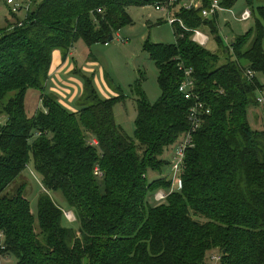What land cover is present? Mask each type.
Returning <instances> with one entry per match:
<instances>
[{
  "label": "trees",
  "instance_id": "trees-1",
  "mask_svg": "<svg viewBox=\"0 0 264 264\" xmlns=\"http://www.w3.org/2000/svg\"><path fill=\"white\" fill-rule=\"evenodd\" d=\"M38 1L32 0L24 19L11 14L0 29V234L8 259L206 264L217 251L219 264H264V130H252L248 122V109L259 107L256 96L264 93L258 79L264 76V5L244 0L253 27L231 50L219 36L218 16H201L211 0L197 10H179L182 26L172 25L173 44L144 45L157 69L160 97L150 105L136 90L132 140L113 117L121 94L101 99L87 79L71 112L47 93L52 54L58 51L65 61L79 40L87 47L106 44L132 24L131 7L166 0ZM237 1L220 5L232 8ZM193 29L209 34L218 51L192 42ZM183 70L191 71L194 93L210 113L193 133L180 185H174L170 172L161 174L171 169L166 150L174 151L190 133L191 102L178 92ZM29 90L39 93L42 104L30 117ZM30 160L43 187L36 216L25 197ZM149 174L159 178L149 181ZM160 191L166 197L157 202ZM56 193L77 229L64 224L65 212L50 197Z\"/></svg>",
  "mask_w": 264,
  "mask_h": 264
},
{
  "label": "rangeland",
  "instance_id": "rangeland-1",
  "mask_svg": "<svg viewBox=\"0 0 264 264\" xmlns=\"http://www.w3.org/2000/svg\"><path fill=\"white\" fill-rule=\"evenodd\" d=\"M18 4H23L24 9L16 14L19 19L26 16L25 8L27 5L24 0H14ZM40 1V0H39ZM38 1V2H39ZM7 0H0V29L6 26V21L10 19L12 14ZM257 6L258 1L254 0ZM250 10L246 8L244 0H238L230 10L233 14H240L241 11ZM177 10V9H176ZM178 12H175L173 16ZM129 15L133 21L131 25L124 27L118 33L113 35V40L106 44H96L87 47L82 41H77L73 49V57H67L62 73L55 64V56L60 54L54 51L52 54L51 72L57 71V77L60 75L62 80L58 78L51 79L52 84L47 86V93L56 97L58 103L66 108V110L75 112L79 106L78 99L82 95L84 81L90 79L93 87L101 99H109L121 94L123 100L117 103L113 109V117L115 124L119 126L128 137L134 140L135 119H136V90H139L150 105H154L159 97L160 92L157 85V69L150 60L148 54L144 51V45L165 44L171 45L175 42L172 26L166 23L165 15L157 12L153 6L142 8L131 7ZM176 18V17H175ZM217 24L221 32L220 38L227 39V43L231 45L238 37L243 36L250 28L253 27V19L244 23L234 22L228 14H221L218 17ZM177 19V18H176ZM219 22V23H218ZM226 22L230 24L227 27ZM209 51H218L213 38H210L207 46ZM54 55V56H53ZM59 64V63H57ZM55 73V72H54ZM259 82L264 83V76H258ZM39 93L35 90H29L25 97V106L27 116L34 114L36 109L42 107L41 101L38 99ZM248 122L252 130H264V113L256 106L248 109ZM5 118H0V125H3ZM164 154L168 162H172V147L166 150ZM170 172L169 167L163 169L161 176L165 177ZM26 181L25 197L29 201L30 211L36 216L37 199L42 193L43 187L40 178L34 171L32 160L29 161L26 171L23 173ZM159 178L156 174H149L148 179L155 180ZM20 180L16 181V186ZM11 195L13 191L8 189ZM12 196V195H11ZM53 200L57 202L59 207L66 214L75 220L73 213L69 211L65 201L59 193L50 194ZM68 211V212H67ZM65 225L72 229H77L76 221L65 222ZM219 253L212 252L208 254L206 264H219ZM5 264H16L14 257L10 256Z\"/></svg>",
  "mask_w": 264,
  "mask_h": 264
},
{
  "label": "built area",
  "instance_id": "built-area-1",
  "mask_svg": "<svg viewBox=\"0 0 264 264\" xmlns=\"http://www.w3.org/2000/svg\"><path fill=\"white\" fill-rule=\"evenodd\" d=\"M25 4H31L32 0H24ZM7 5L10 6V11L12 14L20 13L24 7L23 4H18L14 0H7ZM221 0H211L209 8L202 9L201 16L205 19L212 18L221 14H228L230 18L236 23L247 22L251 18V13L249 10H244L240 14H233L230 8H224L221 5ZM202 5V0H166L164 3L154 5V9L157 12L165 14L167 23L173 25L174 22H178L182 26L181 22L176 19L173 14L179 12V10H197L200 9ZM29 5L25 8L26 12L29 9ZM177 9V10H176ZM228 23V22H226ZM191 32V41L201 47H206L210 41V35L205 33L200 29H193ZM223 42L231 50V45L227 43V39L223 38ZM181 70V69H180ZM184 76L183 80L178 87V92L183 96L187 101L191 102V106L188 111V121L190 124V133L187 134L178 144L175 146L173 151V159L171 162L170 177L174 185H180L179 177L184 169V159L185 153L188 149L193 147V133H195L201 126L204 118L209 115V109L199 100V98L194 93V82L191 77L190 70H183ZM246 76L248 79L253 78L251 72H247ZM257 105L264 113V93L259 92L255 99ZM90 145H96L95 140H91ZM94 175L98 178L101 177V173L98 169H95ZM166 195L163 192H158L155 195V201L159 202L163 200ZM73 215V214H72ZM64 217L68 222H74L75 220L66 213ZM3 235L0 234V264H5L8 259L7 254H5V248L2 245Z\"/></svg>",
  "mask_w": 264,
  "mask_h": 264
},
{
  "label": "crops",
  "instance_id": "crops-1",
  "mask_svg": "<svg viewBox=\"0 0 264 264\" xmlns=\"http://www.w3.org/2000/svg\"><path fill=\"white\" fill-rule=\"evenodd\" d=\"M258 1V4L259 5H257V6H255L254 4V7H258V6H262V5H264V0H257ZM246 8H248V7H246ZM243 11H244V9H242ZM250 11V10H249ZM242 12V11H241ZM163 15H165V14H163ZM165 19H166V17H165ZM219 19V18H218ZM251 19V18H250ZM219 23V22H218ZM244 23V22H243ZM227 24V27L229 28L230 27V24H228V23H226ZM219 32H221L220 30H221V28H220V23H219ZM210 38H211V36H210ZM212 39V38H211ZM54 56V55H53ZM69 57H73V53H72V51L70 52V55H69ZM54 60H55V64L53 65V67H52V69L54 68V66H55V68H56V66H58L57 67V69L60 71L61 70V72H58L59 74H61L62 73V70H63V68H64V66H65V61H62L61 60V55L60 54H58V55H56L55 56V58H54ZM57 63H59V64H57ZM52 65V64H51ZM51 67H50V72H49V79H48V82H47V86H50L51 84H52V80L51 79H53V78H60L61 80H62V78H61V76L59 75L58 77H57V75H58V73H56L57 71H55V69H54V71H52L51 72ZM55 72V73H54ZM52 81V82H51ZM261 83V82H260ZM261 84H263L264 85V83H261Z\"/></svg>",
  "mask_w": 264,
  "mask_h": 264
},
{
  "label": "water",
  "instance_id": "water-1",
  "mask_svg": "<svg viewBox=\"0 0 264 264\" xmlns=\"http://www.w3.org/2000/svg\"><path fill=\"white\" fill-rule=\"evenodd\" d=\"M112 41V36L109 37L108 42Z\"/></svg>",
  "mask_w": 264,
  "mask_h": 264
}]
</instances>
